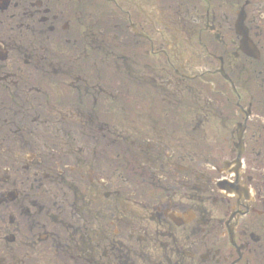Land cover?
<instances>
[{"label": "flooded vegetation", "instance_id": "flooded-vegetation-1", "mask_svg": "<svg viewBox=\"0 0 264 264\" xmlns=\"http://www.w3.org/2000/svg\"><path fill=\"white\" fill-rule=\"evenodd\" d=\"M255 15L264 0H0V264H264Z\"/></svg>", "mask_w": 264, "mask_h": 264}, {"label": "rangeland", "instance_id": "rangeland-1", "mask_svg": "<svg viewBox=\"0 0 264 264\" xmlns=\"http://www.w3.org/2000/svg\"><path fill=\"white\" fill-rule=\"evenodd\" d=\"M262 57H264V55H262ZM253 91H254V93L257 91V87L256 86H254ZM262 99H263V102H264V95L262 96ZM201 145L202 144H200V146L199 145H193V146H191V151L192 152H199L200 148H205L206 149L205 152H207L208 145H204V146H201ZM212 147L213 146H210L209 145V150L212 149ZM212 152H216V150L215 149H212ZM4 161H7V160L0 159V168H1V166H4L3 169H0V179H2L3 176L5 175V173H2V172L4 170H7V167H8V166H5V162ZM7 163H9V162L7 161Z\"/></svg>", "mask_w": 264, "mask_h": 264}]
</instances>
